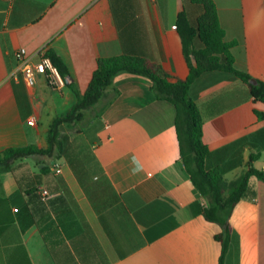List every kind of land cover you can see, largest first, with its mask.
Wrapping results in <instances>:
<instances>
[{
	"label": "crops",
	"instance_id": "0c3cea01",
	"mask_svg": "<svg viewBox=\"0 0 264 264\" xmlns=\"http://www.w3.org/2000/svg\"><path fill=\"white\" fill-rule=\"evenodd\" d=\"M187 1L0 0V152L47 149L51 124L85 93L100 58L139 55L187 79L173 28ZM213 1L236 69L264 82V0ZM22 48L34 61L54 51L68 83L56 89L40 76L28 87L15 57ZM152 85L117 75L82 122L61 127L56 160L25 158L0 170V264H220L221 227L203 216L207 200L181 165L175 106ZM191 97L204 119L208 167L231 173L228 182L250 166L264 171V103L243 81L208 72ZM250 185L256 196L234 209L225 264H264V182Z\"/></svg>",
	"mask_w": 264,
	"mask_h": 264
},
{
	"label": "trees",
	"instance_id": "16d2710c",
	"mask_svg": "<svg viewBox=\"0 0 264 264\" xmlns=\"http://www.w3.org/2000/svg\"><path fill=\"white\" fill-rule=\"evenodd\" d=\"M188 6L198 9L196 17L192 16ZM177 29L189 64L190 73L187 79H176L165 73L159 65L139 55L124 54L100 58L85 93H78L75 105L66 113L58 115L51 124L48 133L49 147L42 149L37 146H26L6 149L0 152V170L11 171L17 161L25 158L41 156L56 160L63 148L60 139L63 125L82 122L87 111L97 108L113 88V81L117 75L129 73L145 76L151 79L152 92L156 98L175 106L181 165L196 190L207 200L203 216L207 221L221 227V232L215 235V240L222 245L220 264H225L233 234L231 217L234 209L242 200L256 196L251 190L250 181L256 178L264 182V171L250 166L237 180L228 182L221 168L208 167L207 158L210 150L203 141L204 119L191 97V88L205 73L225 72L242 80L255 101L264 103V82L236 69L232 52L235 43L225 40V31L213 0L185 2L184 9L178 16ZM46 56L59 68L67 81L69 70L63 60L52 50H49ZM49 172L50 165L46 164L38 178L41 179L42 174ZM33 191L37 189L34 188Z\"/></svg>",
	"mask_w": 264,
	"mask_h": 264
},
{
	"label": "built area",
	"instance_id": "2783aa9c",
	"mask_svg": "<svg viewBox=\"0 0 264 264\" xmlns=\"http://www.w3.org/2000/svg\"><path fill=\"white\" fill-rule=\"evenodd\" d=\"M173 28L177 29V25ZM15 57L18 71L21 73L28 87H35L40 76L46 77L48 84L56 89L64 87L67 84L59 68L46 55H41L40 60L34 61L32 57L28 55L27 50L22 48L16 52ZM29 123L33 124L32 121ZM39 195L45 202L49 201L51 198L50 193L45 189H41Z\"/></svg>",
	"mask_w": 264,
	"mask_h": 264
},
{
	"label": "rangeland",
	"instance_id": "374dc122",
	"mask_svg": "<svg viewBox=\"0 0 264 264\" xmlns=\"http://www.w3.org/2000/svg\"><path fill=\"white\" fill-rule=\"evenodd\" d=\"M67 83H68V82H67ZM225 178H227L228 180H229V179H232V178H233V175L230 173V174L226 175ZM206 206H207V205H206ZM206 206H205V207H206Z\"/></svg>",
	"mask_w": 264,
	"mask_h": 264
}]
</instances>
